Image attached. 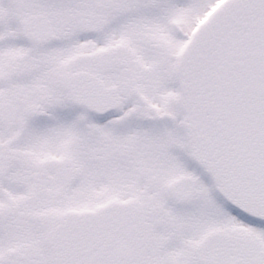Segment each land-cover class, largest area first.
<instances>
[{"label":"snow or ice","instance_id":"6c2138e0","mask_svg":"<svg viewBox=\"0 0 264 264\" xmlns=\"http://www.w3.org/2000/svg\"><path fill=\"white\" fill-rule=\"evenodd\" d=\"M0 264H264V0H0Z\"/></svg>","mask_w":264,"mask_h":264}]
</instances>
